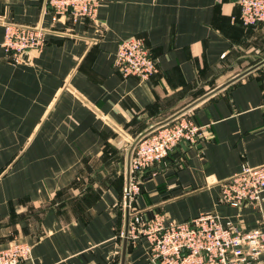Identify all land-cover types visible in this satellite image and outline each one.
<instances>
[{"label": "crops", "instance_id": "obj_1", "mask_svg": "<svg viewBox=\"0 0 264 264\" xmlns=\"http://www.w3.org/2000/svg\"><path fill=\"white\" fill-rule=\"evenodd\" d=\"M43 4L0 0V248L29 244L19 264H119L129 146L179 112L207 137L150 168L129 213L264 229V192L221 199L243 166L264 165V27L241 22L238 0H99L95 19L76 22ZM7 24L44 27L41 50L13 62ZM129 36L155 59L145 80L114 66ZM146 247L127 242L125 264H149Z\"/></svg>", "mask_w": 264, "mask_h": 264}, {"label": "built area", "instance_id": "obj_2", "mask_svg": "<svg viewBox=\"0 0 264 264\" xmlns=\"http://www.w3.org/2000/svg\"><path fill=\"white\" fill-rule=\"evenodd\" d=\"M42 14L52 20L69 18L76 22L95 19L99 0H43ZM243 24L264 27V0H238ZM41 25L7 24L2 47L13 62L30 51H39L45 42ZM114 66L124 77L145 80L157 70L155 59L140 36L122 39L114 56ZM207 137L202 126L184 116L160 125L138 139L129 163V184L124 195L129 202L139 191V175L167 158L179 142L193 144ZM264 192V165L243 166L223 182L221 199L233 206L256 201ZM128 242L144 240L149 264H258L264 251V229L241 230L216 215L202 212L183 222L168 219L161 211H133L127 231ZM30 245L12 241L0 248V264H19L30 257Z\"/></svg>", "mask_w": 264, "mask_h": 264}, {"label": "water", "instance_id": "obj_3", "mask_svg": "<svg viewBox=\"0 0 264 264\" xmlns=\"http://www.w3.org/2000/svg\"><path fill=\"white\" fill-rule=\"evenodd\" d=\"M181 112L171 116L170 118H168L167 120H164L160 123H157L155 125H153L152 127H150L149 129L145 130L144 132H142L141 134H139L137 137H135L130 146H129V157H128V162H127V181H126V189L128 188V184H129V163H130V157H131V153L133 150V147L135 146L136 142L138 141L139 138H141L142 136L148 134L150 131L156 129L157 127H159L162 124H165L167 122H170L171 120L175 119L177 116L180 115ZM164 160L161 161V165L163 164ZM129 197L128 195L125 196V217H124V227H123V236H122V245H121V252H120V262L119 264H125V255H126V250H127V231H128V221H129Z\"/></svg>", "mask_w": 264, "mask_h": 264}, {"label": "trees", "instance_id": "obj_4", "mask_svg": "<svg viewBox=\"0 0 264 264\" xmlns=\"http://www.w3.org/2000/svg\"><path fill=\"white\" fill-rule=\"evenodd\" d=\"M147 171H149V169H147V170L143 171L142 173H140V175H139L140 182H141L142 178H144V176L146 175Z\"/></svg>", "mask_w": 264, "mask_h": 264}]
</instances>
